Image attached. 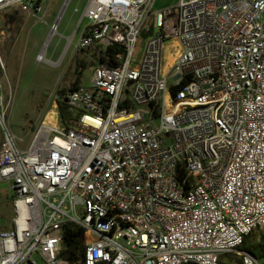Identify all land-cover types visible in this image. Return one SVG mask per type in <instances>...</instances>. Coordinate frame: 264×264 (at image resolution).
<instances>
[{"label": "built area", "instance_id": "2783aa9c", "mask_svg": "<svg viewBox=\"0 0 264 264\" xmlns=\"http://www.w3.org/2000/svg\"><path fill=\"white\" fill-rule=\"evenodd\" d=\"M156 2L87 1L77 48L121 49L27 145L0 52V180L13 189L0 264H263L242 245L264 229V0ZM68 224L84 230L81 262L63 255Z\"/></svg>", "mask_w": 264, "mask_h": 264}, {"label": "rangeland", "instance_id": "374dc122", "mask_svg": "<svg viewBox=\"0 0 264 264\" xmlns=\"http://www.w3.org/2000/svg\"><path fill=\"white\" fill-rule=\"evenodd\" d=\"M48 0L38 10L25 12L21 9L1 12L0 26L5 28L1 37L0 52L7 58L6 74L2 76L5 102L9 105V124L18 137L27 145L33 133L45 120H51L53 106L61 88L77 77L75 69L85 62L81 83H92L93 71L99 61L101 49L107 46L94 45L86 50L77 48L87 18L85 8L88 0ZM177 0H157L160 8ZM55 34L45 48L50 33ZM45 50L44 58L38 57ZM58 110V109H57ZM60 121V116H59ZM0 132V141H1ZM13 189L8 181L0 180V228L9 226L13 214L11 198ZM264 229L251 233L245 248H251L264 264V255L259 244ZM229 263H237V253L227 254Z\"/></svg>", "mask_w": 264, "mask_h": 264}, {"label": "trees", "instance_id": "16d2710c", "mask_svg": "<svg viewBox=\"0 0 264 264\" xmlns=\"http://www.w3.org/2000/svg\"><path fill=\"white\" fill-rule=\"evenodd\" d=\"M146 34H147V32H144L142 35V38L145 37ZM120 49H121V47L118 44L109 45V46H107V49H101V51L99 53V59L106 61V62H109V63H112L115 61V53L117 51H119ZM84 50H86V49H84ZM85 66H86L85 62H80L75 69V73L77 75L75 80L73 82H71L70 84H65L59 92L57 103H58L60 120H62V121H65V119L68 116L72 115V111H70L68 109V106L66 103L67 94L71 89H73V88L77 87L79 84H81V76H82V72H83V69ZM250 236H251V234L246 236L244 244L242 245V247L244 249L252 251L256 256H258L254 252L253 249L244 247V245L247 243ZM83 240H84L83 228H81L77 225H73V224L66 225L65 226V232H64L65 249H64L63 255L65 257L69 258L70 260H72L74 263L76 261L81 262L82 257H83V248H84L83 247ZM259 247H260V250L262 251V253L264 255V234L261 236ZM224 263L225 264H231L228 262L227 259H224ZM235 264H241V262L239 261Z\"/></svg>", "mask_w": 264, "mask_h": 264}, {"label": "crops", "instance_id": "0c3cea01", "mask_svg": "<svg viewBox=\"0 0 264 264\" xmlns=\"http://www.w3.org/2000/svg\"><path fill=\"white\" fill-rule=\"evenodd\" d=\"M48 1V0H47ZM47 1L45 2V3H47ZM20 9V7L18 6V5H13V6H11L10 8H7V9H4L3 11H1V12H4V11H7V10H14V9ZM1 12H0V17H1V20H3V25L5 24L4 23V18L1 16ZM2 26H0V44H2V43H4L3 42V40L5 39V36H4V38H2L1 37V33H3L4 32V29H6V27L5 28H1ZM2 54V53H1ZM3 56V55H2ZM3 58H4V60H5V63H6V60H7V58L5 57V56H3ZM81 84H84V83H81ZM57 106V107H56ZM58 109V103H56L55 102V104H54V106H53V110L51 111V112H53V111H55L56 112V116H53L52 117V119H55V120H57V117L59 118V115L57 116V112H59V109Z\"/></svg>", "mask_w": 264, "mask_h": 264}, {"label": "bare ground", "instance_id": "6f19581e", "mask_svg": "<svg viewBox=\"0 0 264 264\" xmlns=\"http://www.w3.org/2000/svg\"><path fill=\"white\" fill-rule=\"evenodd\" d=\"M68 2H69V0H67L66 3H68ZM54 34H55V30H52V32L50 33V36H49L48 41L45 43V48L49 45V42H50V40L52 39V37H53ZM45 50H46V49H44L43 52L40 53V55H39V56H40V58H39L40 60L45 59V58H44ZM51 114H52V117H53V116H56V112H55V111L51 112Z\"/></svg>", "mask_w": 264, "mask_h": 264}, {"label": "water", "instance_id": "95a60500", "mask_svg": "<svg viewBox=\"0 0 264 264\" xmlns=\"http://www.w3.org/2000/svg\"><path fill=\"white\" fill-rule=\"evenodd\" d=\"M67 2V1H66ZM67 3H65V6H66ZM187 264H199L198 262H190V263H187Z\"/></svg>", "mask_w": 264, "mask_h": 264}]
</instances>
